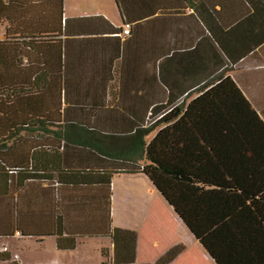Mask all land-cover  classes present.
Wrapping results in <instances>:
<instances>
[{"label":"trees","instance_id":"1","mask_svg":"<svg viewBox=\"0 0 264 264\" xmlns=\"http://www.w3.org/2000/svg\"><path fill=\"white\" fill-rule=\"evenodd\" d=\"M184 1L217 42L221 67L228 57L243 58V44L264 39V0ZM63 16L62 0H0L6 37L0 39V248L11 253L14 238L44 243L53 237L59 250H74L83 238L108 237L113 253L104 249L102 264H138V233L112 227L111 183L119 172L144 173L216 264H264V119L237 82L221 72L184 106L173 95L163 109L157 106L148 116L150 130L158 131L144 143L143 168L129 162L73 170L65 161L70 145L98 140L76 116L101 105L52 91L49 77L62 75ZM93 149L100 152L94 143ZM94 185L106 190V226H70L100 197L88 190ZM184 249L172 248L155 264H170Z\"/></svg>","mask_w":264,"mask_h":264},{"label":"crops","instance_id":"2","mask_svg":"<svg viewBox=\"0 0 264 264\" xmlns=\"http://www.w3.org/2000/svg\"><path fill=\"white\" fill-rule=\"evenodd\" d=\"M49 1L58 4L60 0ZM104 1L114 5L113 0ZM118 1L114 0L119 15L110 6L107 11L68 14L65 13L68 6L65 8V0H62L63 20L67 22L62 32L64 35L59 38L62 75L59 79L54 75L49 77L52 91L63 99L95 100L94 104L99 100L101 105L100 109L76 116L81 120V127L97 132L98 140L92 142L100 152L93 149V143L71 144L65 160L68 168L97 171L129 162L143 168L144 143L157 133L150 130L148 116L157 106L163 109L168 105L170 96L178 97V102L188 95L182 93L187 88L192 93L191 99L197 97L204 86L216 82L221 72L226 71L237 82L264 119V39L258 45L243 44L248 50L243 58L235 61L228 57L226 68L221 67L217 59L220 55L217 42L188 2ZM125 22L131 24L130 36L123 32ZM1 30L0 39H5V30ZM259 31L263 34L264 28ZM38 53L43 55L42 51L37 50ZM56 54L58 56V51ZM35 63L43 65L44 61ZM210 68L213 72L207 78L205 75ZM58 83L60 90L56 91ZM73 117L70 110V118ZM72 128L75 126L68 127ZM60 187L69 188L62 184ZM88 188L100 197L97 196L89 208L75 214L71 221L69 219L68 224L90 223L100 228L103 224L105 227L107 198L101 195L106 190L98 185ZM111 192L112 227L119 226L120 215L124 216L127 210L131 212L132 209L138 214L139 221L135 226L140 227L138 264H154L172 245V242L166 248L159 245L160 238L169 237L168 224L164 228L159 220L165 214L171 225L174 224L175 232L182 231L186 236L181 239L175 234L177 239L173 245L182 243L188 248L170 264H216L144 173L114 174ZM174 230L172 228V236Z\"/></svg>","mask_w":264,"mask_h":264},{"label":"rangeland","instance_id":"3","mask_svg":"<svg viewBox=\"0 0 264 264\" xmlns=\"http://www.w3.org/2000/svg\"><path fill=\"white\" fill-rule=\"evenodd\" d=\"M113 4L114 5L111 6V3L109 4L104 0H69V2L68 0H65V8L68 6L67 10L65 9V13L66 11L68 14L75 13L74 11H77L76 13L78 14H82V12L84 11L88 13H94L96 11H100L101 9H103V11H107L108 9L107 7L110 6L117 13V15H119L118 8L114 0H113ZM212 72L213 71L211 69V71H209V73L206 74L205 76L209 78L212 75ZM191 97H192V93L189 92L188 95L183 96L179 99V101L177 102L178 105L180 107L184 106L191 100ZM161 113L163 112L158 111L156 115L157 118L161 117ZM157 131L158 128L155 132ZM165 202L167 203L166 200ZM130 210L131 212H128L127 210L124 216L120 215L119 222L117 223L119 226L117 227L122 229L133 230L138 233V228L140 227H135L137 222L139 221L138 214L135 213L134 210L132 209ZM158 213H159V209L157 207L156 208L157 220L159 218ZM159 220L162 222V225H164V228L166 224H168V227L170 228L169 237L160 238L159 245L162 246V248L168 247V244L170 245L171 242L172 245L158 259H160L164 254H166L172 248L180 245V244L173 245V241H175L177 238L185 239L186 237L184 236L182 231L181 233L175 232L174 230L175 226L173 223L171 225L167 214H165V216L162 215ZM172 228L175 232L173 236H172ZM175 234H177V238H175L176 237ZM1 243L2 242H0V244ZM183 245L185 246V249L178 256H180L183 252H185V250H188L186 244ZM9 246L11 253L7 254L9 257H7L6 255L7 258L0 259V264H18V262H16L13 257L15 255L19 256L20 263L22 264H102L104 261L102 251L106 249L109 250V253L111 255L113 253V243L112 240L108 237L83 238L80 241V244L77 247V249L74 250H59L56 247V240L54 238H47L44 243H38L36 239H19L18 237L10 240ZM159 249H161V247H159L158 250ZM1 254L4 255V253L0 252V255ZM158 259L156 260V262L158 261Z\"/></svg>","mask_w":264,"mask_h":264},{"label":"built area","instance_id":"4","mask_svg":"<svg viewBox=\"0 0 264 264\" xmlns=\"http://www.w3.org/2000/svg\"><path fill=\"white\" fill-rule=\"evenodd\" d=\"M123 32H124L125 35H129L130 32H131V25H130V24H127V25L124 27ZM163 115H164V114H161V117H162ZM18 234H20V232H18ZM0 252H1V253H8V252H9V248H8V246H2V247L0 248ZM14 259H15L16 262H18V264H22V263H20V260H19V256H18V255H15V256H14Z\"/></svg>","mask_w":264,"mask_h":264}]
</instances>
